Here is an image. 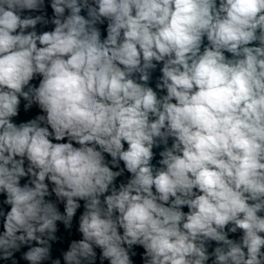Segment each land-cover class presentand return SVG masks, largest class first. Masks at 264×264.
Here are the masks:
<instances>
[{
	"label": "clouds",
	"instance_id": "clouds-1",
	"mask_svg": "<svg viewBox=\"0 0 264 264\" xmlns=\"http://www.w3.org/2000/svg\"><path fill=\"white\" fill-rule=\"evenodd\" d=\"M0 223L11 264H264V0H0Z\"/></svg>",
	"mask_w": 264,
	"mask_h": 264
}]
</instances>
